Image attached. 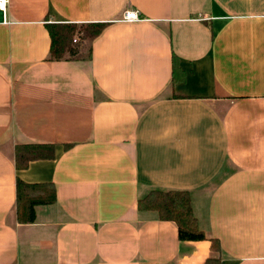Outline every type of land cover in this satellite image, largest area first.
I'll use <instances>...</instances> for the list:
<instances>
[{"label": "crops", "instance_id": "obj_1", "mask_svg": "<svg viewBox=\"0 0 264 264\" xmlns=\"http://www.w3.org/2000/svg\"><path fill=\"white\" fill-rule=\"evenodd\" d=\"M130 10L138 20L123 19ZM95 22L107 25L86 55L49 60L47 24ZM25 143L53 144L55 157L17 169ZM17 178L55 186L33 222L17 219ZM160 189L191 194L206 240L181 241L137 209ZM208 258L264 264V0H8L0 264Z\"/></svg>", "mask_w": 264, "mask_h": 264}, {"label": "trees", "instance_id": "obj_2", "mask_svg": "<svg viewBox=\"0 0 264 264\" xmlns=\"http://www.w3.org/2000/svg\"><path fill=\"white\" fill-rule=\"evenodd\" d=\"M106 23H82L81 25L66 23L47 24L50 36L49 60H61L80 55L76 47L77 40L90 41L106 26ZM77 35V39L75 38ZM74 39L76 41L74 42ZM89 51V50H88ZM68 148L69 146H65ZM15 166L25 169L30 161L53 159L54 145L49 143H25L15 146ZM16 215L21 223L35 221V207L54 204L57 200L55 186L52 183H24L16 179ZM139 211H155L159 220L171 221L177 225V237L181 241H204L201 230L191 206V194L185 190H150L137 202ZM211 249L218 252L219 242L209 238ZM204 264H220L219 258H208Z\"/></svg>", "mask_w": 264, "mask_h": 264}, {"label": "built area", "instance_id": "obj_3", "mask_svg": "<svg viewBox=\"0 0 264 264\" xmlns=\"http://www.w3.org/2000/svg\"><path fill=\"white\" fill-rule=\"evenodd\" d=\"M8 0H0V8L4 9ZM123 19L128 21H134L139 19L138 12L135 10L125 11ZM76 41V39H74Z\"/></svg>", "mask_w": 264, "mask_h": 264}, {"label": "rangeland", "instance_id": "obj_4", "mask_svg": "<svg viewBox=\"0 0 264 264\" xmlns=\"http://www.w3.org/2000/svg\"><path fill=\"white\" fill-rule=\"evenodd\" d=\"M75 38L77 39V35L75 34ZM75 42V41H74ZM82 42V41H81ZM76 46H78V47H80V48H82L83 50H84V55H86L87 54V46H88V41L87 40H85V41H83L82 43H80V41L79 40H77V42H76ZM81 44V46H79Z\"/></svg>", "mask_w": 264, "mask_h": 264}]
</instances>
